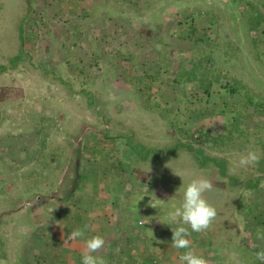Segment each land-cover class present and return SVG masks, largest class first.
I'll return each instance as SVG.
<instances>
[{"label":"rangeland","instance_id":"rangeland-1","mask_svg":"<svg viewBox=\"0 0 264 264\" xmlns=\"http://www.w3.org/2000/svg\"><path fill=\"white\" fill-rule=\"evenodd\" d=\"M20 51L0 71V264H82L48 247L73 249L77 228L105 239L106 264L153 250L146 264H180L168 213L197 176L217 216L193 249L209 264H262L264 0H0V64ZM180 71L190 80L173 81ZM224 103L230 113L202 121ZM248 151L260 159L241 167ZM85 167L97 188L79 179ZM82 198L102 208H75ZM140 213L137 234L121 225Z\"/></svg>","mask_w":264,"mask_h":264},{"label":"clouds","instance_id":"clouds-1","mask_svg":"<svg viewBox=\"0 0 264 264\" xmlns=\"http://www.w3.org/2000/svg\"><path fill=\"white\" fill-rule=\"evenodd\" d=\"M260 157L255 151H248L241 155L239 165L246 167L258 163ZM213 190L212 182L204 177H194L184 188L182 203L168 213L170 222H178L172 230V247L184 249L179 256L180 264H209L193 249L189 237L192 232H204L217 216L216 208L206 199L205 194ZM81 229L72 231L66 242L84 237ZM264 238V237H262ZM105 246V239L101 235L87 238L82 251V264H106L103 257L96 255ZM256 258L264 264V250L256 253Z\"/></svg>","mask_w":264,"mask_h":264},{"label":"trees","instance_id":"trees-1","mask_svg":"<svg viewBox=\"0 0 264 264\" xmlns=\"http://www.w3.org/2000/svg\"><path fill=\"white\" fill-rule=\"evenodd\" d=\"M198 1H202L203 2L204 0H197V1H194V2H198ZM194 2H192V3H194ZM24 38L25 37H23V35L20 36V40L21 41ZM23 56H25V53L22 52V51H20L19 53H16L15 55L9 56V58H8V65H6V64H4V65L0 64V71H5L9 67L10 68H14L15 67V64L17 63L16 61L19 60V59H21ZM181 74H182L181 71L178 72V73H176L175 77L173 78V81H175L177 83H180V82H183V81L190 80L188 76H187V79L186 80H183ZM158 76L161 79L160 71H157L154 75H144L142 78H138V82L137 83H138V85H141V86L142 85L149 84V83L152 84V82L154 83L155 78H157ZM92 98H93L92 96L89 97L88 105L91 108L94 109V104L92 103V100H91ZM226 105H227L226 103H224L222 105L223 106V110L222 111L221 110L220 111L213 110L211 112L205 113L204 114V117H201V118H203L202 121H204L206 119L209 121V120H211V118L214 119L215 117H221V115L224 114V113H226V114L230 113L231 110L228 108L230 105L229 106L228 105L226 106ZM165 110L169 111V108L166 107ZM189 111H190V113H195L196 112V110H194V111L189 110ZM124 144H125V146L129 150L133 151V154H134V152L141 153V151H144V146H142V145L139 146L138 143L137 144L132 143V141L130 140V135H125ZM141 157H142V159H145V157H147V153L144 154V155H141ZM258 168H259V170H264V164H262V163L259 162ZM85 169L88 171L86 173H92L90 169H88L86 167H85ZM113 169L115 171L117 170L116 171L117 172V176L120 177L119 170L120 171H123L121 162L120 163H117L116 164V167H115V164H113L112 170ZM93 170H94V172L92 174H90L91 175L90 178L87 175L86 176H83L84 175L83 173H79V179L82 180V181H85V182H83L84 185L86 184L88 186H93V187L97 188L96 185L100 182V180L98 182L95 181L94 178H96L95 177L96 176V174H95V171L96 170H95V168H93ZM87 178H89V179H87ZM110 184L111 185H109V186L111 188H116V187H119L120 186L116 182L115 179ZM74 185L76 186V188H78V186H79L77 184V182ZM141 185H142L141 181H139V182L137 181V182H134L133 183V186H141ZM249 186L250 187H255V186H257V182L256 181L250 182L249 183ZM111 198H113V197H111ZM111 198H109V199L111 200ZM130 198H131V201L133 199H135L136 198V193L135 194H132V196ZM85 201H86V199H83V198L82 199H78V202L77 203H74L75 208H82L83 206L85 207L86 205L88 206V208L90 207V209H92V210L95 209V208H102V206L99 207L100 206L99 205V202H102V201H99L97 204L94 201H90V202L88 201V204H86V205H85ZM102 204L104 206H106L108 203H104L103 202ZM254 216H255V220L258 222V224H263L264 225V215L263 216L260 215L261 217L260 216H257V215H254ZM123 221L124 222H122L121 225L122 226L123 225H125V226H128L129 225V227H131V231L133 232V234H137V231L136 230H137V226L139 224H141V223L146 224L148 222V220H145V218L141 215V213L139 215L138 214H132L131 215V218L129 219V221L127 220V218H125V220H123ZM116 223H120L119 220H117ZM70 233L71 232H68V236H69ZM90 237H91L90 235L85 234L84 237L78 238V240H77V242L75 244V247L73 249H70V250L69 249L66 250L64 247L57 249L55 247H52V245H49L48 247L50 248L51 253L55 254V257H60L61 256L60 257L61 258L60 260H62V261H65L66 258H68L71 255L73 259L75 258L74 260H76V259L78 260L80 258L81 259V262H82V251L84 249V243H85V240L87 238H90ZM35 238H36V240H35L36 243L34 245H40V244L42 245L43 244L42 241L46 242L45 241V236L42 235V234H40L38 237L36 236ZM79 247H81L82 251H76V248L78 249ZM33 249L36 250L38 248H35L33 246ZM149 253H150V257H143V259L139 261V264H146V261H153V260L156 261L157 260V257H156L157 254L154 252V250L152 252H149ZM75 254H77V255H75ZM34 256L36 257V259H38L39 258V252L38 251L34 252ZM156 264H158V263H156Z\"/></svg>","mask_w":264,"mask_h":264},{"label":"built area","instance_id":"built-area-1","mask_svg":"<svg viewBox=\"0 0 264 264\" xmlns=\"http://www.w3.org/2000/svg\"><path fill=\"white\" fill-rule=\"evenodd\" d=\"M189 2H194V1H197V0H187ZM204 1H208V0H204Z\"/></svg>","mask_w":264,"mask_h":264},{"label":"crops","instance_id":"crops-1","mask_svg":"<svg viewBox=\"0 0 264 264\" xmlns=\"http://www.w3.org/2000/svg\"><path fill=\"white\" fill-rule=\"evenodd\" d=\"M223 2H226V0H223Z\"/></svg>","mask_w":264,"mask_h":264}]
</instances>
